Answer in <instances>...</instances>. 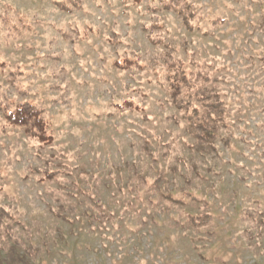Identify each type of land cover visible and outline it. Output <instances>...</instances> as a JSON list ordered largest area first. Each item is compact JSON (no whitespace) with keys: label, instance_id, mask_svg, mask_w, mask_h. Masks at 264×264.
I'll return each mask as SVG.
<instances>
[{"label":"rangeland","instance_id":"rangeland-1","mask_svg":"<svg viewBox=\"0 0 264 264\" xmlns=\"http://www.w3.org/2000/svg\"><path fill=\"white\" fill-rule=\"evenodd\" d=\"M54 1L0 0L9 20L0 29V96L36 103L54 139L39 150L22 131L0 133V207L30 230L40 249L31 264H264V226L249 241L242 222L251 211L264 219V0H190L192 30L159 0H82L72 13ZM154 22L176 57L216 78L232 137L213 156L189 150L185 123L157 84L152 60L164 46L143 29ZM125 58L139 65H113ZM125 101L140 109L115 106ZM180 156L201 162L191 196L181 190ZM45 160L60 173L38 182ZM133 169L161 174L183 204L134 191ZM56 200L74 208L67 219L54 214ZM204 211L209 223H188ZM101 212L110 218L95 219Z\"/></svg>","mask_w":264,"mask_h":264},{"label":"trees","instance_id":"trees-1","mask_svg":"<svg viewBox=\"0 0 264 264\" xmlns=\"http://www.w3.org/2000/svg\"><path fill=\"white\" fill-rule=\"evenodd\" d=\"M132 1L133 4H139L142 0ZM159 2L163 10L177 14L185 28L193 29L196 12L190 0H159ZM81 3L82 0L54 1L59 10L67 13L80 10ZM211 21L212 25L216 23V20ZM7 23H9L7 17L0 15V29L1 24ZM12 28L17 30L15 26ZM161 28L162 25L158 22L143 28L147 31V37L151 43L164 46L162 54L158 55L156 60H152L154 64L152 70L156 74L157 84L166 95L167 101L179 113L180 121L185 123L186 132L192 140L188 144L189 150L199 156H213L217 153V142L221 141L224 146H228L232 137L228 122L227 104L216 85V78L212 77V73L202 70L193 61L187 65L185 61L176 57L173 47L164 43L165 40L162 37L157 36L161 32ZM133 64L139 65L138 62L128 58L113 61V65L122 70L133 67ZM6 68L5 63L0 60V73L2 75L5 74ZM11 75L10 81L14 83L16 75ZM60 81L62 84L61 86L59 84L56 89H61V94H65L67 84L64 77H61ZM115 106L119 110L128 108L137 111L140 109L131 101H125L121 105L116 104ZM0 116L4 121L0 133H6L7 128L22 131L26 137L37 142L39 150L50 146L54 141L53 136L49 133V122L45 118L43 110L32 101L23 99L10 102L0 96ZM175 120L178 121L176 118ZM143 149L148 154L151 153L146 143L143 145ZM169 149L170 147L167 146L164 154H167ZM175 161L181 163L183 167L181 174L184 186L181 190L186 195L191 196L192 182L200 178L201 162L185 159L181 156L177 157ZM44 163L45 166L42 170L36 168L41 173L37 181L51 182L57 179L60 171L51 170L52 161L45 160ZM172 170L175 172L177 169L172 168ZM131 180L134 182V191L137 192L144 188L152 193L169 190L165 185L167 180H163L161 174L147 175L133 169ZM161 183L165 185L164 188H161ZM160 198L170 202L171 205L183 204L182 200H177L169 192L161 193ZM56 201L59 202V200ZM96 203L97 209L101 210L102 206L99 202ZM73 209L72 206L66 207L59 202L58 209L54 214L59 218L67 219V215L74 212ZM11 210V206L0 207V264H31V261L38 257L40 249L32 241L30 230L16 220ZM96 218L99 221H105L110 217L101 212ZM209 221L210 214L205 211L188 216V223L195 228L205 226ZM242 222L246 225L243 234L247 240L260 237L264 219L256 211L247 212L242 217Z\"/></svg>","mask_w":264,"mask_h":264}]
</instances>
